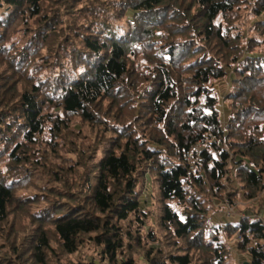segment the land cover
<instances>
[{"label": "trees", "instance_id": "trees-1", "mask_svg": "<svg viewBox=\"0 0 264 264\" xmlns=\"http://www.w3.org/2000/svg\"><path fill=\"white\" fill-rule=\"evenodd\" d=\"M0 9V264H96L72 261L84 247L100 264H226L237 233V252L264 264L263 220H214V207L240 196L264 213V55L244 57L264 44V21L253 26L260 43L243 45L240 31L246 11L264 15V0ZM64 18L72 23L61 27ZM234 65L225 122L215 85ZM83 127L97 130L91 144L77 143ZM212 136L192 173L185 152ZM146 173L156 230L140 200ZM21 186L37 193L18 198Z\"/></svg>", "mask_w": 264, "mask_h": 264}, {"label": "rangeland", "instance_id": "rangeland-1", "mask_svg": "<svg viewBox=\"0 0 264 264\" xmlns=\"http://www.w3.org/2000/svg\"><path fill=\"white\" fill-rule=\"evenodd\" d=\"M0 12L1 9H0ZM49 13V12H48ZM126 17V22L130 21L132 25H134V13H132L130 10L126 9L123 11ZM242 22V32L243 35V40L242 43L243 45L247 46L248 42L253 38L254 41L260 43L261 39L258 38L257 33L253 32V26L255 23L264 21V15L260 17H253L251 15L250 10L246 11L244 14V17L241 20ZM72 20L64 18L63 21L60 20L61 27H66L68 24H71ZM241 25V24H240ZM134 27V26H133ZM240 27V26H239ZM25 29V26L22 25V23H17L13 28L11 29L13 34L19 35L20 33H23V30ZM235 34V32H232ZM248 55H254V56H260L264 55V44H259L257 45L254 50L251 53L245 52L244 57ZM236 65H234L230 70H227V76L219 81L216 85V96L218 100L220 101L219 107L220 111L222 114V119L223 121H227V117H229L228 111H227V105H229V102L226 100L227 97L229 96V93L232 91L231 86H232V80L234 78V70H235ZM82 127V126H81ZM97 130L92 129L91 132H89L86 128H82V134L80 135V139H77V143H84L85 145L91 144L92 140H94V135ZM73 139V138H71ZM80 140H82L80 142ZM76 141V140H75ZM65 151H63L62 155H65ZM73 156V155H72ZM70 158H74L73 156ZM38 175V174H35ZM44 183L41 185L43 186ZM49 185V183H47ZM139 191H141V197L140 200L143 202V206L145 207V211L149 213L148 219L145 221L146 228L152 229L155 228L154 225V220L157 218V216L160 214V205L158 203V189L156 182L154 181V178L150 176L149 173H146L144 176V179H142L141 184H140ZM232 185L237 189L240 188L239 184L237 181L232 183ZM238 186V187H237ZM37 193V188L33 189H26L24 186L18 187V191L16 193L18 198H24L27 199L28 197L34 196ZM238 199V200H237ZM240 199V200H239ZM234 204H229V202H222L220 207H214L215 210V216L214 220L219 219L220 224H226L227 222H237L238 220L245 219L247 217L253 218V220H263L264 221V213H255V211L260 210V205L258 204L257 200H252L251 202H246V200L240 197H236ZM237 200V201H236ZM146 205V206H145ZM174 209H178L175 204H172ZM217 205H219L217 203ZM17 217L20 219L22 215L16 213ZM142 235L145 237V229L142 230ZM250 237V236H249ZM242 241V236L240 233H237L234 235L233 238L229 239L227 242L230 248V255L226 261V264H243L244 262H248V258L246 253L240 254L237 252L236 248L234 245H236L237 242ZM255 242L253 240H250L249 246H254ZM93 248V247H92ZM92 248L84 247L83 249L80 250L78 255L76 257L71 258L72 261L77 262V259L85 260V259H90L91 257H94L95 263L100 264L97 262V257L92 254Z\"/></svg>", "mask_w": 264, "mask_h": 264}, {"label": "built area", "instance_id": "built-area-1", "mask_svg": "<svg viewBox=\"0 0 264 264\" xmlns=\"http://www.w3.org/2000/svg\"><path fill=\"white\" fill-rule=\"evenodd\" d=\"M216 142V137L212 136L209 140H201L191 150L185 152L184 162L189 165V169L192 173L197 171V165L201 160V153L205 151L210 144H214Z\"/></svg>", "mask_w": 264, "mask_h": 264}, {"label": "water", "instance_id": "water-1", "mask_svg": "<svg viewBox=\"0 0 264 264\" xmlns=\"http://www.w3.org/2000/svg\"><path fill=\"white\" fill-rule=\"evenodd\" d=\"M243 264H250V263H248V262H244Z\"/></svg>", "mask_w": 264, "mask_h": 264}, {"label": "crops", "instance_id": "crops-1", "mask_svg": "<svg viewBox=\"0 0 264 264\" xmlns=\"http://www.w3.org/2000/svg\"><path fill=\"white\" fill-rule=\"evenodd\" d=\"M218 223L220 222L219 219L216 220Z\"/></svg>", "mask_w": 264, "mask_h": 264}]
</instances>
